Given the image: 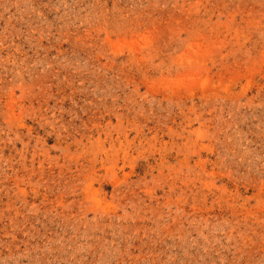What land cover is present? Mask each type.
Returning <instances> with one entry per match:
<instances>
[{
  "label": "rangeland",
  "instance_id": "rangeland-1",
  "mask_svg": "<svg viewBox=\"0 0 264 264\" xmlns=\"http://www.w3.org/2000/svg\"><path fill=\"white\" fill-rule=\"evenodd\" d=\"M0 264H264V0H0Z\"/></svg>",
  "mask_w": 264,
  "mask_h": 264
}]
</instances>
